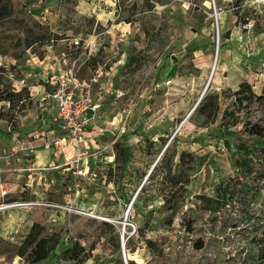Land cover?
Wrapping results in <instances>:
<instances>
[{
  "label": "rangeland",
  "instance_id": "1",
  "mask_svg": "<svg viewBox=\"0 0 264 264\" xmlns=\"http://www.w3.org/2000/svg\"><path fill=\"white\" fill-rule=\"evenodd\" d=\"M240 2L12 0L13 20L0 26V91H13L21 80L28 86L23 101L12 109L4 104L0 114L25 141L36 139L46 125L54 129L52 115L44 116V107L31 96L30 88L35 94V86H50L64 71L73 69L93 84V97L102 105V127L110 120L125 127L122 136L133 147L134 157L120 177L113 165L110 127L103 136L92 137L96 143L90 144V151L99 156L88 169L90 180H82L79 190L67 188L76 170L70 159L64 166H60L62 162L48 164L49 184L37 185L39 191L31 194L27 187L22 192L14 190L13 173L19 171L13 169V159L7 161L4 154L0 192L4 188L9 194L0 196V204H38L0 212V264H26L15 256V249L29 231L27 217H35L50 231L61 230L66 242L78 240L86 249L93 248L92 258L84 264H119L112 242L118 237L121 244L123 231L127 260L136 264H264V145L257 144L264 140L245 128L249 121L264 128V99L242 109L235 105L234 96L243 82L250 83L256 95L264 93V13L242 6V20L235 25L245 35L227 41L230 37L223 30L224 17L220 15L218 26L214 11L215 5L221 14L226 12L225 17L232 18L237 12L234 6ZM248 20L253 23L249 30L243 28ZM36 24L55 36L47 46L28 49L26 29L30 27L37 34ZM45 50L53 55L56 69L39 63ZM214 66L216 78L204 94ZM203 94V98L219 96L221 110L215 124H206L196 109L193 111ZM227 110L235 114L226 120L231 134L214 136L223 130ZM235 117L237 125H233ZM161 137L166 145L177 140L171 144V152L187 150L200 157L186 207L176 215L163 206L155 186L139 196L147 174L161 156ZM146 139L156 145L146 147ZM33 155H22V164L31 165ZM238 160L243 164L250 161V166L238 169ZM223 182L235 185L247 198L242 226L233 232L215 233L206 222L209 216H204L197 220L194 233H188V207L198 195L211 197ZM200 237L206 244L197 250L194 244ZM147 241L156 242L157 249L149 248ZM121 261L124 263L122 252ZM48 264L75 263L52 259Z\"/></svg>",
  "mask_w": 264,
  "mask_h": 264
},
{
  "label": "trees",
  "instance_id": "2",
  "mask_svg": "<svg viewBox=\"0 0 264 264\" xmlns=\"http://www.w3.org/2000/svg\"><path fill=\"white\" fill-rule=\"evenodd\" d=\"M244 0L236 6V17L238 23L241 19V9ZM14 7L12 0H0V26H3L5 20L12 22ZM245 20V19H244ZM35 27L39 30L37 34L34 29H26L27 39L25 46L40 48L47 46L51 37L55 35L49 33V30L36 24ZM57 38V37H56ZM58 39V38H57ZM44 55V53H43ZM43 56L40 55V58ZM27 89H22L19 92L3 89L0 91V102H5L10 105V109L15 108L19 101H23ZM235 105L242 109H247L256 100H263V95H256L252 85L248 82H243L239 85V89L234 92ZM220 103L218 95L205 96L196 108L197 115L204 119L206 124H215L218 121L220 114ZM225 121L222 123V131L214 133V136L226 137L230 135L229 127L226 126V120L229 116H235L230 111H225ZM0 119L10 120L0 114ZM233 125L238 124V118L235 117ZM245 128L252 136H257L264 140V128L260 124H253L249 121L245 124ZM123 135V134H122ZM120 136L114 143L115 171L120 173V177L127 172L129 165L134 157V149L132 146L125 143V136ZM177 140L174 138L172 142L166 145L167 141L161 137L158 142L160 144L159 152H163L157 162L155 168L149 178L144 182L139 190L141 193L149 191V186H155L157 195L163 200V206L173 215L179 214L186 207V202L189 199V186L192 181V174L195 168L200 164V157L187 150L171 152V144ZM257 144L264 145V141H258ZM156 145L150 139H146V147L152 148ZM161 152V153H162ZM249 162L243 164L242 161H237L236 166L241 169L243 166L249 167ZM148 175V174H147ZM147 177V176H146ZM247 198L241 196V191L238 193L235 185L223 182L219 184L213 191L212 196L198 195L186 212L187 232L192 234L197 228V220L200 217L209 216L206 222L210 226L212 232H227L228 229L235 231L243 224L242 217L247 213L246 207ZM229 213H233L229 217ZM204 217V218H205ZM105 226L112 228L108 223ZM206 241L204 237L196 239L194 247L201 250L205 247ZM147 245L151 249H157V243L147 241ZM113 255L118 257L119 264H125L121 261V244L118 237L112 242ZM86 249L78 240L65 241L62 237L61 230L50 231L46 225L35 221L28 233L24 236L20 245L15 249V256L20 257L26 264H48L52 259L57 261H70L75 264H84L92 258V251ZM160 256H163L162 254ZM129 264H136L135 261H130ZM167 264V263H165Z\"/></svg>",
  "mask_w": 264,
  "mask_h": 264
},
{
  "label": "crops",
  "instance_id": "3",
  "mask_svg": "<svg viewBox=\"0 0 264 264\" xmlns=\"http://www.w3.org/2000/svg\"><path fill=\"white\" fill-rule=\"evenodd\" d=\"M245 1L246 2L245 4H243V6L248 7L254 13L260 14V15L264 13V7L263 9L256 10L254 7H250L248 5V0H245ZM204 5L206 6L207 2ZM225 13L226 12L222 13L221 16L224 17L223 30L224 32H227L230 37V39L228 38L227 41H234L235 39L237 40V38H239L240 36L244 37L245 34L242 33L241 30L238 29V27H236L235 25L237 23L236 16L232 14V18H228L227 15L225 17ZM227 18L230 19L229 22H227L228 20ZM43 53H44L43 57L42 58L39 57L40 58L39 63L43 64L44 68L49 66V67H53L54 69H56L58 65L56 62H54L53 55L46 50L43 51ZM32 61L34 60L32 59ZM216 75L217 74H215V77ZM47 84H48V81H47ZM34 88L36 90V93L34 94V91H33V95L31 94V96L36 97L37 100L41 102V105L44 107L43 108V112H45L44 116H46L47 113L52 115V123L56 126L54 129H50L46 125L45 130L42 132H39V134L35 136L36 139L34 140L27 139V141H25L23 140L24 137L19 138V133L15 132V129L12 128V126H14L12 123L10 124L7 120L0 119V162L2 161L1 158L4 154L6 156L8 155L7 161L10 162L13 159V161L15 162L14 163L15 166L13 167V169H17L19 171V172L13 173V176L16 177L14 180V184H13L14 190L22 192L23 190H26V187H27L28 189L31 190V194H36L39 191L38 189H36L37 185L47 186L49 184L48 182L51 179V175L48 174V171L50 169L49 166L51 165H48V164H51V163L60 164L62 162L60 166L68 165V161H70V159H73L76 155L73 147L66 145V144L60 148H47V149L41 148L43 141L59 136L60 131L57 129L58 125L54 122V118L57 114V108H56L55 103H52L51 101L42 100L43 91L41 90L45 89L46 91H48L50 88H52V86L51 85L48 86L45 84V85L35 86ZM100 116L101 114L99 113L98 118L96 119L95 123L91 125L87 131V138H88L87 145H89L90 148L92 146L90 145L92 144V142L96 143V140L92 139L93 136H103V133H99L98 131V129L103 128L102 126L104 125V122L100 121V118H101ZM106 123H108L107 125L108 127L106 126V128H103V129H105V132H109L110 131L109 128L111 127L112 131H110L109 133H111L114 136L115 130L119 125L117 126V123L115 120L114 121L110 120L109 122H106ZM18 128H19V131L22 129L20 125H18ZM31 148H36L35 152H33L34 155L32 156L30 160L31 165L30 164L24 165L22 164V159H23L22 155L29 156V152ZM22 151H24V153H22ZM93 153H94L93 150H91L90 156L87 157L83 161L81 165L82 168L89 169L92 165L93 158H97V156H99L98 154L94 155ZM107 158L111 159L112 157H107ZM25 161L26 160L24 159L23 162ZM66 169L70 170V168H66ZM74 173L75 171L73 172V181L67 187L69 191L79 190V184L83 180V179L79 180L78 178H76ZM71 185L73 186L72 190L69 189ZM69 198H71L70 194H69ZM72 202L75 203V199H73ZM26 221L28 222V230H29L31 226L33 225V223L37 220L35 217H32V218L27 217Z\"/></svg>",
  "mask_w": 264,
  "mask_h": 264
},
{
  "label": "built area",
  "instance_id": "4",
  "mask_svg": "<svg viewBox=\"0 0 264 264\" xmlns=\"http://www.w3.org/2000/svg\"><path fill=\"white\" fill-rule=\"evenodd\" d=\"M248 5L257 9H263L264 0H248ZM215 18L219 26V17L221 13L214 5ZM253 23L248 20L243 24L244 29H251ZM79 43V42H77ZM95 82L97 80H94ZM96 84V83H94ZM25 80L17 82L14 87V91H21L27 88ZM52 88L48 91L43 89L42 100L51 101L55 103L57 108V114L54 118V122L58 125L57 129L60 131V135L52 139L43 141L42 145L47 148H60L62 146L69 145L75 150V157L70 163L76 168L75 177L83 180H90L88 178L89 170L82 168L83 161L90 156V146L87 145V129L93 125L98 118V115L102 109L100 101H95L93 97V84L81 79L73 69L64 71V73L52 83ZM30 94L33 95V90L30 88ZM118 96H121L120 94ZM8 105V103L0 102V110L2 106ZM99 133H103L105 129L99 128ZM125 133V127L120 125L115 130L114 140L112 145L117 139ZM36 148H31L30 152H35ZM73 186L69 188L72 190ZM9 192L2 189L0 196L5 197ZM38 203L35 201H16L13 203L0 204V212L11 208L18 207H32Z\"/></svg>",
  "mask_w": 264,
  "mask_h": 264
},
{
  "label": "water",
  "instance_id": "5",
  "mask_svg": "<svg viewBox=\"0 0 264 264\" xmlns=\"http://www.w3.org/2000/svg\"><path fill=\"white\" fill-rule=\"evenodd\" d=\"M212 75H213V73H212ZM212 75H211V78H212ZM211 78H210V80H209V83H208V85H207V88H206L204 94H205V93L207 92V90L209 89V84H210V82H211ZM204 94L202 95L201 99L198 101V103H197L196 106L194 107L193 111H195V109L197 108V106H198L199 103L201 102V100H202ZM193 111H192V112H193ZM164 151H165V149L163 150V152H164ZM163 152L161 153V155L163 154ZM159 159H160V157H159ZM159 159L157 160V162L159 161ZM157 162L155 163V165L153 166V168H152V169L150 170V172L148 173L147 177L145 178V181L149 178V176H150V174L152 173L153 169L155 168ZM125 249H126V243H125V236H124V231H123L122 238H121V250H122V255H123V258H124V263H125V264H129V262H128V260H127L126 250H125Z\"/></svg>",
  "mask_w": 264,
  "mask_h": 264
},
{
  "label": "bare ground",
  "instance_id": "6",
  "mask_svg": "<svg viewBox=\"0 0 264 264\" xmlns=\"http://www.w3.org/2000/svg\"><path fill=\"white\" fill-rule=\"evenodd\" d=\"M217 66V65H216ZM216 66H214V71H213V75H212V78H211V82H212V80H214V78H216L215 77V74H216V71H217V67ZM211 82H210V84H209V87H211Z\"/></svg>",
  "mask_w": 264,
  "mask_h": 264
}]
</instances>
